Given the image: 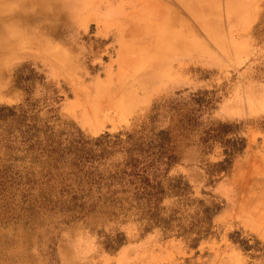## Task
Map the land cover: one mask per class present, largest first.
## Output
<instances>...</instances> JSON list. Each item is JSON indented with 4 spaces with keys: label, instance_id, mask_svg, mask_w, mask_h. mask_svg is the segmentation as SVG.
Masks as SVG:
<instances>
[{
    "label": "rangeland",
    "instance_id": "374dc122",
    "mask_svg": "<svg viewBox=\"0 0 264 264\" xmlns=\"http://www.w3.org/2000/svg\"><path fill=\"white\" fill-rule=\"evenodd\" d=\"M20 1L0 264H264V0Z\"/></svg>",
    "mask_w": 264,
    "mask_h": 264
},
{
    "label": "bare ground",
    "instance_id": "6f19581e",
    "mask_svg": "<svg viewBox=\"0 0 264 264\" xmlns=\"http://www.w3.org/2000/svg\"><path fill=\"white\" fill-rule=\"evenodd\" d=\"M14 2L15 0H0V12L1 11H4V10H7V9H9V3L10 2ZM40 2L41 3V5L43 4V2L41 1V0H27V1H23V2H21L20 3V6L22 7V10H24L23 8H25V7H27V6H29L30 4H34L35 2ZM20 7V8H21ZM57 7V6H56ZM40 9H41V11L43 12L44 10H46V5L45 4H43L41 7H39ZM21 10V12L19 11V13L18 14H16L15 15V17L16 16H18V18H19V20L20 21H24L25 19L26 20H28V19H32L33 18V15H31V14H27V13H25L24 11H22ZM5 12H7V11H5ZM4 12V13H5ZM44 13V12H43ZM2 15V14H1ZM14 25H16V24H12V27L14 26ZM10 30H11V26H2L1 24H0V37H2V36H4V35H6V34H8L9 32H10Z\"/></svg>",
    "mask_w": 264,
    "mask_h": 264
},
{
    "label": "trees",
    "instance_id": "16d2710c",
    "mask_svg": "<svg viewBox=\"0 0 264 264\" xmlns=\"http://www.w3.org/2000/svg\"><path fill=\"white\" fill-rule=\"evenodd\" d=\"M25 112H26V111L21 110V113H20L21 116H23ZM12 114H13V112H12ZM19 116H20V115H19ZM35 127H36V124L34 123V125H31L30 128L35 129ZM33 136H34V134H31V135L29 136V138H28V141H29L31 138H33ZM169 158H171V157H169Z\"/></svg>",
    "mask_w": 264,
    "mask_h": 264
}]
</instances>
